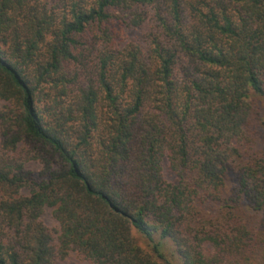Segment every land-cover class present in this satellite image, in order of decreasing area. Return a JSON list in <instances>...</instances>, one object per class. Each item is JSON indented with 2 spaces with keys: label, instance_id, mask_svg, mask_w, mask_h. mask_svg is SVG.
Returning <instances> with one entry per match:
<instances>
[{
  "label": "trees",
  "instance_id": "trees-1",
  "mask_svg": "<svg viewBox=\"0 0 264 264\" xmlns=\"http://www.w3.org/2000/svg\"><path fill=\"white\" fill-rule=\"evenodd\" d=\"M151 11L146 45H118ZM261 97L264 0H0V264H162L166 239L240 264L262 243Z\"/></svg>",
  "mask_w": 264,
  "mask_h": 264
},
{
  "label": "rangeland",
  "instance_id": "rangeland-1",
  "mask_svg": "<svg viewBox=\"0 0 264 264\" xmlns=\"http://www.w3.org/2000/svg\"><path fill=\"white\" fill-rule=\"evenodd\" d=\"M115 31L116 35L118 36V45H128L130 43H136V44H143L146 45V43L149 40V34L153 32L155 29L154 22L152 20V11L149 14V18L146 20L144 25L142 27H130L126 26L121 23H117L112 26ZM53 95L56 93L57 90L52 89L50 90ZM6 104L10 106L11 108L15 109V106L10 103H2L0 104V109L5 108ZM259 109H260V115L257 119V122L255 123L254 128H252L254 134L252 138V146L254 150L259 152H264V125L262 124V121H264V98L261 97L258 99ZM0 152H3V150L0 148ZM27 167L34 172V175L37 177L40 169L41 164L38 160L31 159L27 162ZM169 180L173 178L172 174H168L166 176ZM234 183L231 182L230 186ZM27 188H22L21 194L27 193ZM43 222L55 233L57 234V231L59 229V224L53 217L52 210H47L43 216H42ZM251 225L254 227V231H256L259 236L261 235L262 243L256 244V246L253 247L251 251L245 252L242 250V254L240 256V264H264V212L257 213L253 215V217H249ZM135 236L138 238L140 244L144 247H147L146 241L140 237L137 233H134ZM164 257L165 259L162 260V264H182V261L180 260L179 256L177 255L175 251V247L170 240H164ZM204 249L206 250L205 253L209 255L210 253L213 254L215 252V249L210 245H205ZM210 254V255H211ZM246 258H250V260H246ZM56 264H90L87 260H85L81 255H79L77 252L71 251L66 256L62 257L59 255L56 257Z\"/></svg>",
  "mask_w": 264,
  "mask_h": 264
}]
</instances>
